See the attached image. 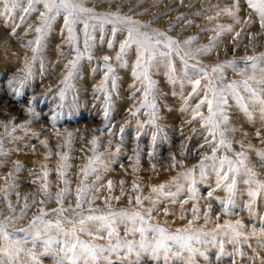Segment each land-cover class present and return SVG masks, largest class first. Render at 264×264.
Returning <instances> with one entry per match:
<instances>
[{"label":"rangeland","instance_id":"1","mask_svg":"<svg viewBox=\"0 0 264 264\" xmlns=\"http://www.w3.org/2000/svg\"><path fill=\"white\" fill-rule=\"evenodd\" d=\"M232 4L233 0H88V6L95 7L98 12L119 10L148 24L151 29L166 32L178 41L196 37L190 45L192 50L209 45L216 37L218 26L226 28L231 25L233 31H222L219 38L215 39V47L210 53L197 55L195 59L189 60V63L199 61L204 66H212L235 61L238 68H243L246 64L243 60L245 56L264 53V28H261L258 17L247 7L246 0H239L236 17L240 23H236L232 16L223 12L217 16L220 8ZM250 15L251 22L245 23ZM180 16L184 19L177 21ZM38 23L35 13L24 24H20L19 19L10 21L0 18V142L3 145L0 152V219L11 214L7 206L8 201L16 210V219L13 221L15 228L26 227L29 221L39 214L41 207L51 212L58 207L55 194L66 187L63 179L70 182L68 187L72 193L64 207L74 206L75 189L83 179L81 169L88 166L94 154H103L102 159L109 165V170L100 171L104 187L92 194L101 198L92 204H85L83 210L94 207L101 212L107 211L109 205L113 210L135 208L134 201L129 203V197L137 194L132 190L133 183L140 185V195L148 196L152 186L168 184L174 177H179L180 172L197 165L202 156L211 155L209 148L200 147L205 143L201 124L198 121L189 123L191 111L182 110L180 85H172L168 81L163 65L152 76L157 89L155 123H149L151 117L148 113L151 109L142 108L136 115L132 114L140 108V101L143 99L142 92H137L132 87L133 84L139 85V81L132 77L136 54L134 49L129 50L125 57L128 66L117 65L114 58L119 51V43L125 39L126 34L117 33L115 45L109 49L107 41L111 39L110 26H106L103 44L99 40L101 33H95L97 39L92 49L93 59L89 61L85 58L81 61L76 78L72 81L73 87L61 100L59 89L63 87L61 81L68 71L65 65L75 53L71 52L67 36L61 31L63 20L58 18L45 40L40 60L31 62L33 53L26 44L37 34L29 32L26 35L25 31L29 24ZM15 24L20 26L15 28V35H12ZM237 31L240 32L239 36L235 35ZM77 32H81L79 26ZM80 47L83 50L82 43ZM105 55L113 58L112 63L116 67L115 75L118 78L117 89L113 90L109 86L111 108L108 119L104 116V93L97 91L104 77L102 58ZM26 58L31 63L32 72L27 78L29 65ZM174 61L177 71L180 72L183 65L179 57H174ZM224 71L225 83L241 79L232 68L226 67ZM190 91L191 87L185 84L184 95L187 96ZM173 92L177 94L174 96ZM198 99L199 97L194 98L191 105L194 106ZM29 109H33L35 115ZM204 112L206 115V109ZM227 112L230 117L229 127L235 129L228 133V139L233 141V146L232 151L221 150L220 154L233 156L235 152L242 150V143L243 150H247L250 166L255 168L259 179L264 180V161L257 155L258 152H264V120L258 112L249 119L231 97ZM53 116L57 117L55 121ZM153 134L156 135L155 142L152 139ZM94 138L96 145L91 143ZM65 153L68 159L62 161L61 156ZM173 157L176 161L175 167L172 166ZM63 163L69 167L61 169ZM208 164L205 178L201 179L199 169L196 171L195 187L199 199H188L185 190L178 198L188 200L183 207L180 203H158V207L167 208L169 214L165 215L163 211L154 212L153 222H158L172 231L184 227L187 220L192 218L191 209L196 204L201 209V219L197 224L203 226V212L210 204L212 220L206 226L208 230L214 227L217 215L220 216L221 223L225 219L241 220L248 226L249 231L252 225L258 227L261 218H264V197L257 198L250 209L247 185L241 182L238 184L235 206L230 215H225L220 200L224 199L227 193L223 189L215 188L216 176L212 171L211 162ZM61 170L65 172L63 178L59 175ZM45 171L48 172L46 178L43 175ZM93 179V176H89L85 183H90ZM109 180L113 182L111 191L107 187ZM43 182L49 185L48 191L53 199L44 205L33 204L34 200L48 199L42 190ZM179 182L184 183L187 189V182L183 178H179ZM121 189L124 190V195H121ZM210 191L213 192L212 198L208 197ZM104 197L120 199H110L106 202ZM25 202L30 207L25 210L23 218H20ZM147 205L148 202L145 201V206ZM17 235L23 236L22 233ZM120 235L124 236L122 225ZM236 248L243 252V256L235 253ZM225 249L232 255H226L217 261L215 257L218 249L209 246V260L205 261L200 257L198 264H233L234 261L235 264H264V237L250 238L247 243L235 246L225 244ZM42 264H54V260L45 256L42 257ZM144 264L153 262L145 258Z\"/></svg>","mask_w":264,"mask_h":264},{"label":"snow or ice","instance_id":"2","mask_svg":"<svg viewBox=\"0 0 264 264\" xmlns=\"http://www.w3.org/2000/svg\"><path fill=\"white\" fill-rule=\"evenodd\" d=\"M246 5L251 13L258 17L261 28H264V0H246ZM239 6V0H233L231 6L220 8L217 16L223 12L232 16L236 23H240L241 21L236 17ZM33 13L36 14L39 23L29 24L25 31L26 35L29 32L37 34L26 44V47L31 48L33 53L31 62L40 60L45 40L58 18L63 20L61 31L67 36L71 52L75 53L65 65L68 71L61 81L63 87L59 89L61 100L73 87L72 81L76 78L81 61L85 58L89 61L93 59L92 49L97 39L95 33L97 31L101 33L99 40L103 44L106 26H110L111 39L107 41L109 49L114 47L117 33L126 34L125 39L119 43V51L114 58L119 67L128 66L125 57L129 50H135L136 59L132 68V77L139 81V85L133 84L132 87L137 92H142L143 99L140 101V108L132 114L136 115L142 108L151 109L148 113L151 117L149 123H155L157 89L156 81L152 79V76L163 65L168 81L172 85L177 83L180 85L179 94L183 99L182 110L191 111L189 123L198 121L201 124L205 143L200 147L209 148L211 155L202 156L197 165L180 172L179 177H174L168 184L152 186L151 194L148 196L140 195V185L133 183L132 190L137 194L129 197V203L134 201L135 208L113 210L109 205L107 211L101 212L94 207L83 210L85 204H92L96 199L101 198L92 194L104 187L100 171L109 170V165L102 159L103 154H94L88 166L81 169L83 179L75 189L76 203L74 206L64 207L72 195L68 187L70 182L67 179H63L66 187L55 194L58 207L52 209L51 212L41 207L38 210L39 214L35 215L26 227H13L16 210L8 201L7 206L11 214L0 219V264H42V257L45 256L51 257L54 264H144L145 258L151 260L153 264H161V262L162 264H198L200 257L205 261L209 260V246L218 249L215 258L220 261L224 256L232 255L226 251L225 244L235 246L247 243L250 238L264 237V218H261L258 227L252 225L249 231L248 226L241 220L225 219L221 223L220 216L217 215L215 217L217 222L212 229L208 230L206 226L212 220L210 204L203 212V226L197 224V221L201 219V209L196 204L191 209L192 218L187 220L184 227L172 231L158 222H153L154 212L163 211L165 215L169 214L168 209H160L158 203H180L183 207L188 200L178 198L185 193V190L188 199H199L195 187L196 171L199 169L201 179L205 178L206 169L209 167L208 162H211L212 171L216 176L215 188L223 189L227 193L226 197L220 200L225 215H230L235 206L238 184L241 182L247 185L250 209L256 203L257 198L264 197V180L259 179L255 168L250 166L247 150H243L242 143V150L235 152L233 156L220 154L221 150L232 151L233 146V141L228 139V133L235 131L234 128L229 127L230 117L227 108L230 97L235 100L237 106L249 119H252L253 114L258 112L260 118L264 120V53L245 56L243 60L246 64L243 68H238L235 61H228L226 64L217 63L212 66H204L199 61L190 64L189 60L195 59L197 55L210 53L215 47V39L219 38L221 32L225 30L232 32L233 27L231 25L226 28L218 26L216 37L209 45L192 50L190 45L196 37H190L182 42L178 41L166 32L151 29L148 24L134 19L131 15L123 14L119 10L98 12L95 7L88 6V0H0V18L10 21L19 19L20 24H24ZM208 18L212 19V17ZM183 19L184 17L180 16L177 21ZM250 22L251 15L245 23ZM20 24L14 25L12 35H15V28H18ZM78 26L81 28L79 33L77 32ZM235 35L239 36L240 32L237 31ZM81 43L83 50L80 47ZM182 45L189 47H182ZM174 57H179L183 65L180 72L176 69ZM102 59L105 72L97 91L104 93V116L108 119L111 108L109 86L113 90L117 89L118 78L115 75L116 67L112 63L113 58L105 55ZM26 63L29 65L26 72L27 78L32 72L31 63L27 58ZM41 66H43L42 62ZM226 67L232 68L241 79L225 83L224 70ZM185 84L191 87L187 96L183 92ZM176 94L173 92L174 96ZM197 97H199L197 103L192 106L191 101ZM204 109H206V115ZM29 111L35 115L33 109ZM56 118L53 116V121ZM257 135L259 136L260 133L258 132ZM152 139L155 142V134ZM42 143L46 144L44 141ZM91 143L96 145V139L94 138ZM2 147V142H0V152H2ZM248 147L251 149V145ZM118 152L119 148H117ZM257 155L261 161H264V152H258ZM67 159L66 153L61 156L62 161H67ZM138 163L139 157H137ZM172 166H176L175 157H173ZM60 167L63 169L69 165L63 163ZM43 175L46 178L48 172L45 171ZM59 175L63 178L65 172L61 170ZM89 176H93L94 179L90 183H85ZM179 178L187 182V189L184 183L179 182ZM121 183L124 182L121 181ZM112 184L111 180L107 181L109 191L112 189ZM42 190L48 199L34 200L33 204L44 205L53 199L48 191L47 182L42 183ZM121 195H124L123 189H121ZM208 197H213L212 191L208 192ZM104 199L107 202L110 199L119 200L120 197H104ZM145 201L148 202L147 206H145ZM29 207L30 205L25 202L20 218H23L26 214L25 210ZM121 225L124 230L123 237L120 235ZM17 233H22L23 236ZM37 249L42 250L37 251ZM235 253L243 256L239 248L235 249Z\"/></svg>","mask_w":264,"mask_h":264}]
</instances>
